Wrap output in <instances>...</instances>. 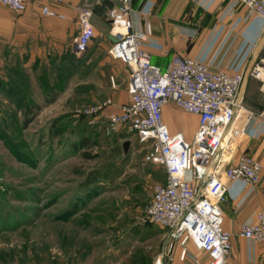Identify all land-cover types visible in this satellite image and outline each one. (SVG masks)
<instances>
[{
  "label": "rangeland",
  "instance_id": "1",
  "mask_svg": "<svg viewBox=\"0 0 264 264\" xmlns=\"http://www.w3.org/2000/svg\"><path fill=\"white\" fill-rule=\"evenodd\" d=\"M22 16L0 5V21ZM22 31L0 34V264H153L169 242L176 255L145 216L165 180L145 162L150 147L86 113L103 89L94 63L72 53L77 34L35 56Z\"/></svg>",
  "mask_w": 264,
  "mask_h": 264
},
{
  "label": "built area",
  "instance_id": "2",
  "mask_svg": "<svg viewBox=\"0 0 264 264\" xmlns=\"http://www.w3.org/2000/svg\"><path fill=\"white\" fill-rule=\"evenodd\" d=\"M61 0H0V5L16 14L29 4L38 6L48 18L64 19L51 7ZM264 23V0H236ZM128 2L108 11L111 34L118 41L111 45L110 55L129 69L128 102L117 113L108 114L105 122L119 127L151 152L144 158L164 170L165 180L151 188V202L146 219L166 229L177 240L178 261L188 258V242L205 254L206 264H232L229 260L231 235L223 227L221 206L226 202L227 182L242 181L250 186L261 182V163L242 155L232 163L236 141L244 137L256 122H264V107L258 111L242 107L238 92L245 77L264 84V42L251 66L242 72L211 71L204 63L181 55H172L165 69L151 62L145 48L150 29L138 31L131 23ZM92 11L77 12L78 33L73 54L82 56L95 37ZM123 29L120 33L117 29ZM111 87L114 81L110 78ZM172 103L178 109L197 117V128L188 141L181 132L171 133L163 123L162 111ZM112 105L110 99L92 105L87 114L102 115ZM238 236L264 244V204L255 222L240 227ZM173 243H168L153 264H173ZM194 264H198L196 258Z\"/></svg>",
  "mask_w": 264,
  "mask_h": 264
},
{
  "label": "crops",
  "instance_id": "3",
  "mask_svg": "<svg viewBox=\"0 0 264 264\" xmlns=\"http://www.w3.org/2000/svg\"><path fill=\"white\" fill-rule=\"evenodd\" d=\"M124 2L130 5L133 28L146 31L149 27L150 35L144 45L151 62L162 69L177 54L204 63L213 72H242L251 66L264 42V23L236 0H61L59 4L52 1V9L64 16L62 20L44 17L37 5L29 4L18 20L0 21L4 23L0 25V34H11L13 23L23 24V37L18 41H23L24 55L61 53L71 36L78 33V10L90 9L95 37L83 56L87 64L94 63L89 77L98 78L103 89V95L98 94L99 98L93 100L112 101L101 115L105 121L108 114L117 113L129 99V69L110 55L112 44L107 39L111 34L107 13ZM71 50L73 53V46ZM237 100L242 107L260 111L264 107V84L245 77ZM181 112L184 111L168 103L163 108L162 120L171 133L181 132L190 141L197 128V117ZM235 145L232 163L248 155L261 163L263 173L258 186L239 180L227 182V200L221 209L223 227L231 235L229 260L232 264H264V244L238 236L242 225L255 222V215L264 204V122L253 124ZM188 253L184 264H193L194 258L198 264H206L205 254L198 252L197 256L190 250ZM177 254L173 255V264L181 263Z\"/></svg>",
  "mask_w": 264,
  "mask_h": 264
},
{
  "label": "water",
  "instance_id": "4",
  "mask_svg": "<svg viewBox=\"0 0 264 264\" xmlns=\"http://www.w3.org/2000/svg\"><path fill=\"white\" fill-rule=\"evenodd\" d=\"M109 24H111V20H109ZM107 39L108 41L111 43V44H114L118 41V38L116 36H113L112 34H109L107 36ZM129 145H130V142L129 141H124L122 143V151H123V155H126L127 154V151L129 149Z\"/></svg>",
  "mask_w": 264,
  "mask_h": 264
},
{
  "label": "bare ground",
  "instance_id": "5",
  "mask_svg": "<svg viewBox=\"0 0 264 264\" xmlns=\"http://www.w3.org/2000/svg\"><path fill=\"white\" fill-rule=\"evenodd\" d=\"M117 31L120 32V33H124V30L120 29V28H118Z\"/></svg>",
  "mask_w": 264,
  "mask_h": 264
},
{
  "label": "trees",
  "instance_id": "6",
  "mask_svg": "<svg viewBox=\"0 0 264 264\" xmlns=\"http://www.w3.org/2000/svg\"><path fill=\"white\" fill-rule=\"evenodd\" d=\"M83 56V55H82Z\"/></svg>",
  "mask_w": 264,
  "mask_h": 264
}]
</instances>
